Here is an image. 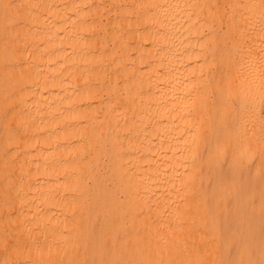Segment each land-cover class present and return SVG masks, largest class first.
Masks as SVG:
<instances>
[{
  "label": "bare ground",
  "instance_id": "bare-ground-1",
  "mask_svg": "<svg viewBox=\"0 0 264 264\" xmlns=\"http://www.w3.org/2000/svg\"><path fill=\"white\" fill-rule=\"evenodd\" d=\"M216 3L0 0V264H258L255 87L239 168L210 179L193 159ZM233 12L258 53L259 8Z\"/></svg>",
  "mask_w": 264,
  "mask_h": 264
},
{
  "label": "snow or ice",
  "instance_id": "snow-or-ice-1",
  "mask_svg": "<svg viewBox=\"0 0 264 264\" xmlns=\"http://www.w3.org/2000/svg\"><path fill=\"white\" fill-rule=\"evenodd\" d=\"M195 5L190 4L189 7ZM216 9L217 15L211 18V24L205 45L211 50V59H206L207 73H202V82L193 86L195 99L191 110L204 125L203 133L197 138L196 154L201 174L210 179L213 173L224 171L235 172L240 166V158L232 151L235 141L248 134L247 124L256 118L252 89L255 87L260 98V177L264 181V0L258 4H240L238 0H224L208 5ZM11 7V5H5ZM17 8L20 6L17 5ZM245 7L259 8L261 16V46L259 52L247 43L245 30L240 28L235 13L229 15V9ZM222 10V12H221ZM245 20L247 17L244 18ZM218 25V27H217ZM258 80V84L256 83ZM243 117V120L240 118ZM248 148H245V152ZM231 157V159H229ZM234 177H229L233 179ZM209 190H212L210 185ZM262 217H264V193H262ZM21 252L23 249H19ZM247 249L241 250V255ZM261 260L264 264V244L261 249ZM19 264H26L20 261ZM88 264V262H85ZM91 264H145L143 261H92ZM221 264H257L251 260L224 261Z\"/></svg>",
  "mask_w": 264,
  "mask_h": 264
},
{
  "label": "rangeland",
  "instance_id": "rangeland-1",
  "mask_svg": "<svg viewBox=\"0 0 264 264\" xmlns=\"http://www.w3.org/2000/svg\"><path fill=\"white\" fill-rule=\"evenodd\" d=\"M232 183H234V181ZM226 207H227L226 208L227 218L229 219V217H230L229 214L233 211V204H232V202L228 201ZM235 252H236V249L234 247L233 249H231V253L234 254ZM222 256H223V253H222ZM253 260H254V258H253ZM220 262H221V260H220Z\"/></svg>",
  "mask_w": 264,
  "mask_h": 264
}]
</instances>
